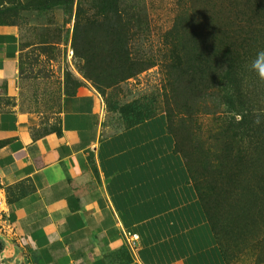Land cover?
Wrapping results in <instances>:
<instances>
[{
    "label": "rangeland",
    "instance_id": "374dc122",
    "mask_svg": "<svg viewBox=\"0 0 264 264\" xmlns=\"http://www.w3.org/2000/svg\"><path fill=\"white\" fill-rule=\"evenodd\" d=\"M0 9L19 33L16 91L34 138L59 129L63 98L82 89L100 99L110 132L129 126L136 111L125 106L163 115L228 264H264V81L250 67L264 51V0H0ZM230 34L243 64L228 81ZM0 264H32L1 182Z\"/></svg>",
    "mask_w": 264,
    "mask_h": 264
},
{
    "label": "crops",
    "instance_id": "0c3cea01",
    "mask_svg": "<svg viewBox=\"0 0 264 264\" xmlns=\"http://www.w3.org/2000/svg\"><path fill=\"white\" fill-rule=\"evenodd\" d=\"M20 51L17 28L0 26V182L32 264H226L165 117L110 132L82 89L63 98L59 132L34 138Z\"/></svg>",
    "mask_w": 264,
    "mask_h": 264
},
{
    "label": "trees",
    "instance_id": "16d2710c",
    "mask_svg": "<svg viewBox=\"0 0 264 264\" xmlns=\"http://www.w3.org/2000/svg\"><path fill=\"white\" fill-rule=\"evenodd\" d=\"M9 16H10V11H5V10L0 9V26H4L5 19H6V17L8 18ZM225 39H226L225 40L226 41L225 47H226L227 55H224L221 60L224 61L225 66L230 67L234 71V73H229L231 75V77L227 78L228 81H231V80H234V78L238 75L235 72L240 69V66L243 64V61H240V59H242V57H240L239 54L236 53V50L238 49V46H239L238 39H236L233 34L226 36ZM227 63H229V66L227 65ZM73 95H75V94H72L70 96H73ZM130 108L133 111H136V113L131 115L128 127L138 125V124L143 123L144 121L151 118L146 113L144 115L141 112V110L135 104H132L130 107H128V106L123 107L121 109L122 113H128L129 111H131ZM56 132H59V129ZM187 170H188V168H187ZM188 172H189V170H188ZM189 175H190V173H189ZM201 204H202V202H201ZM202 206H203V204H202ZM203 209L205 210L204 206H203ZM205 213H206V211H205ZM206 216H207V214H206ZM218 246H219L221 255L223 256L226 264H228V261H227V258H226V255H225L223 249L220 247L219 244H218Z\"/></svg>",
    "mask_w": 264,
    "mask_h": 264
},
{
    "label": "clouds",
    "instance_id": "9594fccd",
    "mask_svg": "<svg viewBox=\"0 0 264 264\" xmlns=\"http://www.w3.org/2000/svg\"><path fill=\"white\" fill-rule=\"evenodd\" d=\"M251 69L255 71L261 81H264V51H259L251 62ZM258 122V121H257Z\"/></svg>",
    "mask_w": 264,
    "mask_h": 264
},
{
    "label": "built area",
    "instance_id": "2783aa9c",
    "mask_svg": "<svg viewBox=\"0 0 264 264\" xmlns=\"http://www.w3.org/2000/svg\"><path fill=\"white\" fill-rule=\"evenodd\" d=\"M125 239L127 241V244L133 248V245L135 244L136 241L139 240V235L134 234V233H126L125 234Z\"/></svg>",
    "mask_w": 264,
    "mask_h": 264
}]
</instances>
